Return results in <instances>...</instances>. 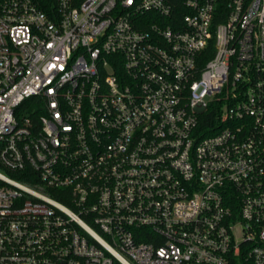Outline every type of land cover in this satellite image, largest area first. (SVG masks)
Segmentation results:
<instances>
[{
	"label": "built area",
	"instance_id": "built-area-1",
	"mask_svg": "<svg viewBox=\"0 0 264 264\" xmlns=\"http://www.w3.org/2000/svg\"><path fill=\"white\" fill-rule=\"evenodd\" d=\"M0 264H264V0H0Z\"/></svg>",
	"mask_w": 264,
	"mask_h": 264
},
{
	"label": "trees",
	"instance_id": "trees-1",
	"mask_svg": "<svg viewBox=\"0 0 264 264\" xmlns=\"http://www.w3.org/2000/svg\"><path fill=\"white\" fill-rule=\"evenodd\" d=\"M208 52H209L208 57H211V55L213 54V47H210ZM213 114H214V112H211V113H208L207 116H208V115L211 116V115H213ZM209 126H211V125H209ZM202 128L207 132V134L211 132V131H209V130H206V128H208V124H206V121H205V123L202 125Z\"/></svg>",
	"mask_w": 264,
	"mask_h": 264
}]
</instances>
